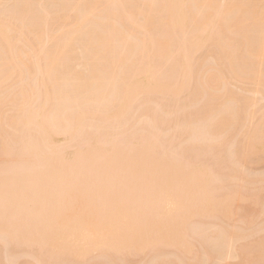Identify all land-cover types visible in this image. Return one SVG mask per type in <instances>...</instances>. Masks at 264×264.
Returning <instances> with one entry per match:
<instances>
[{"label": "bare ground", "instance_id": "6f19581e", "mask_svg": "<svg viewBox=\"0 0 264 264\" xmlns=\"http://www.w3.org/2000/svg\"><path fill=\"white\" fill-rule=\"evenodd\" d=\"M5 1L21 5L8 3V7ZM5 1L0 0V5L8 7L2 10L0 6V238L14 246L12 255L21 247L31 249L16 255L19 259L20 254L32 253L29 258L34 259L21 264H58V260L66 264L87 260L91 264L92 260L94 264L93 253H101V259L108 254L116 256L121 260L112 257L116 264H123L121 256L132 254L128 262L135 264L133 253L137 251L144 249L142 257L146 258V248L164 253L172 247L185 252L190 264H200L203 250L191 245L195 240L189 241L201 234L202 225L195 224L196 217L218 219L220 215L221 219L230 213L240 220L237 227L249 226L252 201L260 204L254 211L264 210V196L260 201L256 188L249 210L240 211L239 206L240 214L232 212L233 200L250 180L242 174H246L245 164L264 151V113L258 123L248 124L256 110L264 108L260 101L264 100V0L51 1L56 9L48 3L46 8L42 0ZM13 5L16 11H12ZM51 19L56 26L51 27ZM203 51H208V57L203 54L196 59ZM230 79L249 83L253 89L246 91L247 96L241 92L242 98L229 87ZM193 84L197 87L192 88ZM250 91L256 96L262 93L263 98L256 101ZM164 98L173 99L174 106L169 103L173 115L165 101L168 110H160ZM195 99L204 105L196 106ZM175 112L179 115L174 122L171 116ZM239 123L243 125L238 128L239 137L243 138L230 142L236 145H232L235 153L227 152L231 156L225 157H230L229 161L233 157L235 162L227 167L228 161L225 164L219 156L225 145L223 133L236 129ZM202 127L207 129L203 137ZM200 148L216 151L221 160L217 157L214 164L210 159L200 160ZM260 155L259 159H264ZM165 170L173 172L167 175ZM238 180L246 181L245 186ZM191 218L190 223L197 227H188ZM213 224V228L218 226ZM233 224H224L235 226L231 233L229 229L224 233L226 228L219 224L224 232L218 227L210 234L222 232L223 239L226 235L234 238L228 240L231 246L251 237L244 233L253 222L246 231H242L245 225L236 230ZM188 229H192L190 235L199 234L190 237ZM233 230L243 232L242 238L237 234L236 242ZM262 234L256 244H251L254 240L246 242L253 245L251 250L242 243L245 251L260 252L253 254L257 259L252 252L251 257L249 252L241 253L245 252L241 243L233 244L236 252L241 246L239 255L235 254L243 264L260 263ZM199 240L205 246L206 242ZM217 244L218 249L222 247L219 241ZM10 246L4 249L8 255ZM231 249L229 255L235 252ZM197 252L200 257L196 259ZM163 253L158 257H167ZM170 253L168 257L173 256ZM177 253L179 260L182 255ZM205 253L204 262L209 254L214 258ZM240 254H246L244 261ZM12 255L14 262L11 258L6 261L18 264ZM179 261L188 264L182 257ZM0 262L4 264L2 259Z\"/></svg>", "mask_w": 264, "mask_h": 264}, {"label": "rangeland", "instance_id": "374dc122", "mask_svg": "<svg viewBox=\"0 0 264 264\" xmlns=\"http://www.w3.org/2000/svg\"><path fill=\"white\" fill-rule=\"evenodd\" d=\"M4 1H5V0H4ZM16 1H18V0H16ZM19 1H20V0H19ZM21 1H22V0H21ZM21 1H20V3H21ZM42 1H43V2L46 1L44 5H46V4L48 3V6H50V5L52 4L51 7H54V6H53L54 3L49 4L51 1H54V0H49L48 2H47V0H42ZM22 2H23V1H22ZM3 3H4V2H3ZM5 3L8 5V7H10L9 4H10V5H11L12 3L14 4L15 1L12 2V3L5 1ZM5 3L2 4L3 6L0 5V6H2L1 8H4V9H2V10H6V9L8 8V7H6V4H5ZM8 3H9V4H8ZM18 4H19V3H17V4L15 3V5H18ZM22 4H23V3H22ZM37 4H38V5L40 4V5H39L40 7L38 6V9H39V8L41 9V6H43V5H41V2H37ZM37 4H35V5L33 4V5H32L33 8H34V7L37 8V7H36ZM4 5H5V7H4ZM19 5H21V4H19ZM13 6H14V5H13ZM14 7H15V8H14ZM14 7H13L14 10H12V11H16V10H17V9H16V6H14ZM18 7H19V6H18ZM51 7H50V9H51ZM1 8H0V9H1ZM46 8H47V5H46ZM54 8H55V7H54ZM10 9H11V8H10ZM10 9H8V10L10 11ZM15 9H16V10H15ZM38 9H34V10H37V11H38ZM40 9H39V10H40ZM42 9H44V7H43ZM42 9H41V10H42ZM50 9H49V10H50ZM55 9H56V8H55ZM2 10H1V11H2ZM8 10H7V11H8ZM32 10H33V9H32ZM53 10H54V9H53ZM1 11H0V12H1ZM2 12H3V11H2ZM35 12H36V11H35ZM42 12H44V11L42 10ZM36 13H37V12H36ZM54 20H55V19H54ZM52 22L55 23V21H52V19H51V24H52ZM54 25H55V24H52L51 27L54 26ZM55 26H56V25H55ZM53 28H54V27H53ZM206 50H207V49H204V51H206ZM204 51L201 52V54L199 53L198 56L196 55V59H198L199 57H201V55L204 56L203 54L208 53V51H207L206 53H204ZM207 55H208V54H206L205 56L208 57ZM202 58H203V57H202ZM210 61H211V60H210ZM212 63H214V61H213ZM208 64H209V63H208ZM231 82H232L233 84L236 83V85H233ZM229 83H230V84H229L230 86H229V85H228V86L231 87V88H234V89L236 90V92L238 91L237 94H239V96L242 95V94H240L241 92L244 94V93H246L247 90L249 91L250 88H251V87H250L251 84L249 85V83H246V84H247V85H246V84H244L243 82H237V81H234V79H232V80L230 79V82H229ZM240 83H241V84H240ZM231 84H232L233 86H232ZM194 87L196 88V87H197V84H196L195 86H194V84H193V85H192V88H194ZM229 87H228V88H229ZM235 87H236V88H235ZM237 87H238V89H237ZM248 87H249V89H248ZM231 88H230V89H231ZM241 88H242V89H241ZM234 89H233V90H234ZM244 89H246V90H244ZM251 89H253V87H252ZM235 90H234L233 92H235ZM240 90H241V91H240ZM242 90H243V91H242ZM250 92H251V91H250ZM248 93H249V92H248ZM237 94H236V95H237ZM248 95H250V94H248ZM251 95L254 96V98H255L256 101H259L260 99L263 98V97L260 98V97H261L260 95H262V93H261V94L258 93V96H256V94L254 95V94H252V92H251ZM239 96H238V97H239ZM243 96H244V95H242V98H243ZM246 96H247V93H246ZM262 96H263V95H262ZM258 97H259L260 99H259ZM159 100H160V99H159ZM159 100H158V102H157L158 104L160 103V101H162V104L160 103V104H161V106H160V110H163L161 107L164 108L163 101H165L164 104H166V106L168 107V109H169V111H170V115H173V112H171V110H172V106H171V104H169L170 102H172V105L174 106V101H173V99L171 100V99L168 98V100H167V98H164L163 100H162V99H161L160 101H159ZM196 100H197V99L194 100V101H195L194 104L196 103ZM260 101L263 102L264 100L262 99V100H260ZM157 103H156V102H152V105H153V104H157ZM197 103H198V104H197ZM197 103L195 104L196 106H197V105L199 106V105H201V104L204 105L203 102H200V103H199V102L197 101ZM260 103H261V102H260ZM260 103H257V104H260ZM175 104H176V103H175ZM262 104H264V102H263ZM152 105H151V106H152ZM195 105H194V106H195ZM153 106H155V105H153ZM166 106H165L164 109L167 108ZM194 106L192 107V109H195L196 106H195V107H194ZM263 106H264V105H262V107H263ZM156 107L158 108L159 105H156ZM258 107H259V105H257L255 108H258ZM260 107H261V106H260ZM260 107H259V109H260ZM153 108H154V107H153ZM255 108H254V110H255ZM168 109H166V110H168ZM257 110H258V109H257ZM257 110H256V112L254 111V112H255V114H253L254 116L252 115V116L255 117V118H252L251 121L249 120V122H248V120L246 121V122H248V124L251 122L252 124L255 125V122L258 123V122L260 121V118L262 117L261 114L264 113V111H262V110H264V108H263V109L261 108V111H260V112H258L259 110H258V111H257ZM157 111H158V110H157ZM257 112H258V113H257ZM158 113H160V112L158 111ZM136 114H137V113H135V116H136ZM161 114H162V116H163V113H161ZM165 114H166V113H164V115H165ZM137 115H139V114H137ZM178 115H179V114H177V113L175 112L174 116H171V117H172L171 119H173V121H174V120L176 121V120H177L176 117L178 118ZM259 115H260L261 117H260ZM135 116H134V117H135ZM134 117H133V119H134ZM136 118H137V117H136ZM136 118H135V119H136ZM135 119H134V120H135ZM138 119H140V118H138ZM244 120H245V119H244ZM136 121H137V119H136ZM173 121H172V122H173ZM175 121H174V122H175ZM131 122H132V124H133V122L135 123V121H133V120H131ZM131 122H130V124H131ZM174 122H173V123H174ZM242 122H243V120L241 121V123H242ZM136 123H137V122H136ZM138 123H139V120H138ZM244 123H245V122H244ZM257 123H256V124H257ZM139 124H140V123H139ZM139 124H138V125H139ZM141 124H142V123H141ZM171 124H172V123H171ZM242 124H243V123H242ZM242 124H241V125H240V123L237 124V126H236L235 128L238 130V128H240V127L243 126ZM254 125H253V126H254ZM130 126H131V125H129L128 128H129ZM139 126L141 127V125H139ZM238 126H239V127H238ZM135 127H137V126H135ZM135 127H134V128H135ZM137 128H138V127H137ZM206 128L209 129V127H206ZM165 129H166V128H165ZM236 129H233V130H232L234 133H233L232 131H230V132H228V133H227V132L223 133V134H224L223 136L225 137L224 139H225V141H226V142L224 141L226 147H225V145H224V148H223L222 145H221V148H223L225 152L223 151V149L220 148L221 151H220V150H219V151H220V153H221V152L223 153L222 156H224V157L221 156L222 153H221V154L219 153V154H220L219 156L221 157V159L224 158V159H223L224 163H225V161H228V162H226L227 164L225 163L227 167H230V166H231L230 163L232 164V162L234 161V160H233V157L231 158L232 161H231V160L229 161L230 157H229V158H228V157H225V156H227V155H228V156H231L230 154H227V152H228V153H229V152L232 153L231 151H233V152L235 153V151H234L232 145L234 144L235 141L238 143L239 140H242V138H243L242 135H240L241 138L239 137V134H241V133H240V129H242V128H240V129L238 130L239 133H238V131H237ZM263 129H264V128H263ZM263 129H262V132H263ZM129 130H131V129H129ZM201 130H203V134L200 133V135L203 137V135L205 134V131H206L207 129H205V127H202ZM134 131L136 132L137 130H134ZM134 131H133V132H134ZM190 131H191V130H190ZM235 131H236V133H235ZM201 132H202V131H201ZM231 132H232L233 134H232ZM129 133H130V132H129ZM139 133H140V132H139ZM208 133H209V135H211V137H213L212 134H210L209 130H208ZM208 133H207L206 135L209 137ZM229 133H230V134H229ZM237 133H238V135H237ZM190 134L192 135L191 132H190ZM196 134H197V133H196ZM198 134H199V133H198ZM227 134H228V135H227ZM193 135H195V134L193 133ZM193 135H192V136H193ZM230 135H231V137H229ZM235 135H236V136H235ZM186 136H187V135H186ZM195 136H196V135H195ZM195 136H194V137H195ZM223 136H222V137H223ZM263 136H264V134H263ZM188 137H189V136H188ZM227 137H228V138H227ZM235 137H236V138H235ZM184 138H185V136H184ZM220 138H221V137H220ZM226 138H227V139H226ZM231 138H232V139H231ZM182 139H183V137H182ZM182 139L178 140V141H177V144H179L180 141H181ZM224 139H223V140H224ZM230 139H231L232 141H231ZM233 139H234V140H233ZM235 139H236V140H235ZM238 139H239V140H238ZM221 141H222V139H221ZM212 142H214V141H212ZM230 142H233V144H230ZM236 142H235V143H236ZM177 144H176V145H177ZM230 145H231L232 148H230ZM237 145H238V144H237ZM233 146H234V145H233ZM229 148H230L231 150H230ZM234 148H236V145L234 146ZM201 149L203 150L204 148H200V149H198V150H200V156H199L198 158H199L200 160H209V159H210L209 161L211 162V160H212L211 163L214 164L215 159L218 157L217 154H215L216 151H214L215 153H213V152H212L213 150L207 151L208 148H207V149L205 148L206 152H205L204 150L201 152ZM208 150H209V149H208ZM229 150H230V151H229ZM68 151H69V149L67 150V153L70 154L71 151H70V152H68ZM262 152H263V153H262ZM194 153H195V152H194ZM198 153H199V151H198ZM202 153H203V154H202ZM224 153H225V154H224ZM259 153H260V151H259ZM259 153H258V154H254V155L252 156V157H254V156L256 155L255 157H256V158L258 157L257 160L254 158V160L249 161L248 164H245L246 170H245L244 172H246V174H245V173H242V174H243L244 177H245V175L248 176V178L246 177L247 179L245 178L246 181H248V179H250V180H249V182H246V181L243 180L244 183L246 182V183H245L246 187H244L245 189L243 188V190H241V192H240L241 196H240V194H239V195L236 197V200H235V199L233 200V201H234V204H235V203H236V204L233 205L234 207L232 206V209L235 208V210L233 209V211H232V209H231V211H232L233 213H234V211H237V213H238L239 210H240V211L243 210V209H244V210H249V208H247V207H250V206L252 205V203H253L252 206L254 207V209H253L252 206L250 207V208H251V209H250V213H251V215H249V216H250L251 224H252V222H253L252 225L250 224L252 227L249 225L252 229H251V228L248 229L249 226H247V223H246V225H245V223H244L245 227H243V228H246V227H247V228L244 229V230H242V231H246V230L248 229V232L244 233V234H247V235H244V237H245V236H249V235L251 234V237L254 238V239H251V237H248V238L246 239V237H245V239H246V240L244 239L245 242L242 241V240L240 241L239 238H240V236H241V238H242V236H243L242 233H243V232L241 233L240 230H239L240 232H238V231L234 232V230H233V232L236 234V238H235L236 240H235L234 242H236L237 239H238L239 241H237L236 243H232V246H231L230 241L233 242L234 238H233V240H232V238H228L227 235L224 236V233H227L226 231H227L228 229H229L228 232L231 233L230 231H231L232 229H234L235 226H234V228H233V226H232V228H227V227H225V225H226V224H227V225H231L232 223H234L233 225H236V230H238V228H240V227H241V229H242V226H244V225L242 224V226H238V227H237V225H240V224H241V223H239L240 220H238V219H234V218H235L234 215H231L229 212H228L229 214L227 213L228 215H225L226 217H224V215H223L224 218L222 217L221 219H219V218L221 217L219 214H218L219 216H217L216 214H214V215H216V216L218 217V219H217V218H213V217L210 219V216H207V215H203V216L205 217V218H204V217H202V216L200 215L199 218L196 217V223H195V217L193 218L194 220L191 218L190 221L188 222V223L190 224V225L188 224V227L191 228L190 226L195 227L196 225H199V224L202 225V226H200V227L198 226L199 229H200L199 232H200L202 235L199 234V233H198V234H199V235H198V234L196 233L199 237L201 236V237L199 238L197 235H196V236H197V237H196L195 234L192 233V234L194 235V237H196V239H195V238H194V239H193V238H192V239L189 238V239H190V240H189V241H190V244H191V240H195V241H192V243H194V244H191V245H193V246L196 245V246H194V248L197 247V250H200V251L203 250V252H202L203 255H201V257H202L203 260L206 259L205 256H204V253H205L204 251H207V250H204V249H205V248H204L205 246L207 247L206 249H208V251H207L206 253H208V254H209V253H212V257H214V258H211V257L209 256L210 254L207 256V254L205 253L206 256H207V260H205V262H204L202 259H198V262H199L200 260H201V262H202V263H200V264H207L208 262H209V264H210V262L213 263L215 260L217 261V263H215V262H216V261H215L214 264H221V263H222V264H223V263H225V264H226V263H227V264H231V262H232V264H236V263H238L237 261H238L239 259L237 258V256L239 255V252L241 251V249L244 248V251H245V247H246V248H247L246 250H248V249L251 250V248L253 247V245L256 244L258 241L261 240V234L263 233L262 236L264 235V229H263V228H264V227H263V226H264V225H263V224H264V216H262V213H264V210H261V211H259V212H258V211H257V212L254 211L255 209L258 210V207L260 206V204H259V202H258L259 206H258V205L256 206V205H255V202H253L254 200H253L252 203H251V200L253 199L254 195H256V194H253V193L255 192V189H256V188H257L256 191L259 190V191H257V192H260V193L257 194V196L260 195V197H262V199H261L260 201H263V196H264V189H263V188H264V159H263V158H262V159H261V158L259 159V155H260V154H261L260 156L264 157V155H263V154H264V151H261L260 154H259ZM195 154H196V153H195ZM201 154H202V155H201ZM203 155H204V156H203ZM209 155L211 156V158H210V157H207V156H209ZM215 155H216V156H215ZM196 156H198V155H196ZM201 156H202V157H201ZM200 157H201V158H200ZM234 157H235V154H234ZM203 158H204V159H203ZM205 158H207V159H205ZM218 158H219V157H218ZM225 158H226V160H225ZM227 158H228V159H227ZM235 158H236V157H235ZM219 159H220V158H219ZM221 159H220V160H221ZM258 159H259V160H258ZM220 160H219V161H220ZM209 161H208V163H209ZM216 161H218V160H216ZM219 161H218V162H219ZM202 162H203V161H202ZM234 162H235V161H234ZM250 162H252V165H251ZM205 163H207V162L205 161ZM211 163H209V164H211ZM215 163H217V162H215ZM209 164H208V165H209ZM228 164H229L230 166H228ZM217 165H218V164H217ZM232 166H233V165H232ZM249 166H250V167H249ZM215 167H217V166H215ZM236 167H237V166H236ZM238 168H239V167H238ZM247 168H248V170H247ZM251 168H252V169H251ZM239 169H240V168H239ZM241 169H242V168H241ZM225 170H227V168H225ZM225 170H224V171H225ZM242 170H243V169H242ZM242 170H240V172H241ZM250 170H252V171H250ZM224 171H223V172H224ZM227 171H228V170H227ZM227 171H225V172H227ZM253 171H254V172H253ZM172 172H173V171L168 172V170H165L164 173H168L167 175H170ZM228 172H229V171H228ZM256 172H257V173H256ZM260 172H262L263 174L260 173ZM253 173H254V175H253ZM251 174H252V175H251ZM250 175H251V176H250ZM262 175H263V176H262ZM257 176H258V178H257ZM260 177H261V178H260ZM253 178H254V179H253ZM259 178H260V179H259ZM256 179H258V180H256ZM231 180L233 181V179H231ZM253 180H254V181H253ZM232 181L229 180L230 183H231ZM238 181H240V180H238ZM243 181L241 180V181L239 182V185H241V184H240L241 182H242V185H243ZM250 181H251V182H250ZM257 181H258V182H257ZM261 181H262V182H261ZM227 182H228V180H227ZM233 182H234V181H233ZM233 182H232V183H233ZM235 182H236V180H235ZM256 182H257V183H256ZM232 183H231V184H232ZM237 183H238V182H237ZM235 184H236V183H235ZM245 185H243V186H245ZM241 188H242V187H241ZM260 188H262V189H260ZM251 189L254 190V191H252ZM251 191H252V192H251ZM251 193H252V194H251ZM261 193H262V194H261ZM242 194H243V195H242ZM249 194H250V195H249ZM248 195H249L250 197H248ZM251 195H253V197H252ZM239 197H240V198L244 197V198H242V199L239 200ZM255 198H256V196H255ZM255 198H254V199H255ZM232 203H233V202H232ZM263 203H264V202L261 203V207H262V205L264 206ZM248 204H249V205L251 204V205H250V206H247ZM195 206H196V205H195ZM239 206H240L241 209L239 208ZM237 207L239 208V210L237 209ZM242 208H243V209H242ZM236 209H237V210H236ZM261 209H263V208H261ZM252 210H253V211H252ZM231 211H230V212H231ZM251 211H252V212H251ZM242 212H243V211H242ZM255 212H256V213H255ZM240 213H241V212H239L238 214H240ZM253 213L255 214V216L258 215V213H260L261 216H260V217H258V216H257V217H254ZM235 214H236V213H235ZM241 215H242V214H241ZM241 215H240V216H241ZM263 215H264V214H263ZM194 216H195V215H194ZM197 216H198V215H197ZM212 216H213V215H212ZM216 216H215V217H216ZM231 216H232V217H231ZM235 216H237V215H235ZM201 217H202V218H201ZM237 217H238V216H237ZM262 217H263V218H262ZM200 218H201V220L204 218V220L209 221V222H206V221H204V220H203V221H204V222H203V221L200 220ZM206 218H207V219H206ZM213 219H214V220H213ZM240 219H241V218H240ZM245 219H246V217H245ZM247 219H249V217H247ZM191 220H193V222H194L196 225H194V223L191 224V223H190ZM199 220H200V221H199ZM218 220H219L220 222H219ZM221 220H222V221H221ZM227 220H228V223H227ZM237 220H238V222H237ZM232 221H234V222H232ZM242 221L244 222L245 220H242ZM211 222H212V223H211ZM229 222H230V223H229ZM207 223H208V228H209V229L207 228ZM213 223L218 224V226L213 228L212 226H213V225L215 226V224H213ZM221 223H222V224H221ZM259 223H260V224H259ZM261 223H262V224H261ZM210 224H211V225H210ZM219 224H220L221 227H222V225L225 224V225H224V228H226V229H225V232H224V229H223V228H220V227H219ZM203 226H204V227H203ZM196 227H197V226H196ZM218 227L221 229L222 232H224V233H223L224 239H223V237L221 236V235H222V234H221L222 232H221L219 229H216V230L220 231L221 233H220V232H218V233H220L221 235H220V234H217V236H216V235H215V231H214V233L212 232V234H210L211 230H215V228H218ZM229 227H231V226H229ZM260 227H262V228H260ZM204 228H205V229H204ZM210 228H211V229H210ZM194 229H195V228H194ZM196 229H197V228H196ZM203 229H204V231H205L206 234L203 232ZM206 229H207V232H206ZM190 230H192V229H188V234H189V235H190V232H189ZM197 230H198V229H197ZM197 230H196V231H197ZM209 230H210V231H209ZM250 230H251V231H250ZM253 230H254V231H253ZM260 230H261V231H260ZM193 231H194V230H193ZM249 231H250V232H249ZM252 231H253V232H252ZM191 232H192V231H191ZM197 232H198V231H197ZM208 232H209V233H208ZM254 232H255V233H254ZM238 233H240L241 235L238 234ZM259 233H260V237L257 236ZM192 234H191V235H192ZM203 234H205V235H203ZM208 234H210V236H209ZM237 234L240 235V236H238ZM191 235H190V237H193V235H192V236H191ZM206 235H207L208 237H207ZM204 236H205V238H203ZM211 236H212V237L215 236V237H213L214 239H212L213 242H212V240H211V238H212ZM219 236H221L222 238L219 237ZM186 237L188 238L187 235H186ZM232 237H234V236H232ZM217 238H218V241H219V245L221 244L220 246H222V247L219 246V247H220L219 249L217 248V247H218V244H217V243H218ZM249 238H250V239H249ZM257 238H258V239L260 238V239L258 240ZM263 238H264V236L262 237V239H263ZM1 239H2V238H0V240H1ZM199 239H202L203 242H206V243H205V246H204V244H201V242H200ZM203 239H204V240H203ZM206 239H207V240H206ZM222 239H223V241H222ZM248 239H249V240H248ZM197 240H198V241H197ZM205 240H206V241H205ZM228 240H230V241H228ZM253 240H254V242H255V241H256V242H255V243L252 242L251 244H253V245H252V246H251V245L249 246V244H247V243H248L249 241L251 242V241H253ZM1 241L4 243V245L2 244ZM1 241H0V242H1L0 244H1L3 247L0 245V248L2 247V249H0V250H1L2 256H4V257L1 256L0 259H2V261H3L2 263H4L6 260H8V258H11L10 256L13 254V250H12L13 248H12V247H14V246L11 247V246H10V244H11L10 242H9V243H10L9 245H6V244H8V243H6V241L3 240V239H2ZM221 241H222V242H221ZM225 241H226V242H225ZM196 242H197V243H196ZM203 242H202V243H203ZM228 242H229V243H228ZM246 242H247V243H246ZM195 243H196V244H195ZM207 243H208V244H207ZM213 243H214V244H213ZM222 243H223V244H222ZM224 243H225V244H224ZM227 243H228V244H227ZM240 243H241V245H242V243H243V245H244V243H245L246 245H245V247L242 245V248H241V249H240L241 246L239 245L240 247H237V248H236V250H237L238 252H236V251H235V247H236V245L238 246V244H240ZM197 244H198V246H197ZM211 244H212L213 246H212ZM216 244H217V245H216ZM233 244H236V245L234 246ZM5 245H6V247H7V246H10V247H11V248H10V251H9V253L11 252V253L9 254L10 256L7 254L8 252L6 253V251L4 250V249H7L6 247L4 248ZM12 245H13V244H12ZM207 245H208L210 248H209ZM226 245H228V246L230 245V247L228 248V246H226ZM247 245H248V246H247ZM199 246H200V247H199ZM211 246H212V247H211ZM216 246H217V247H216ZM198 247H199V248H198ZM224 247H225V248H224ZM226 247H227V249H226ZM256 247H257V245H256ZM256 247H254V248H256ZM24 248H25V247H21V248H20L21 250L19 249V251H17V253L19 254L21 251L25 252L27 249H29V248H26L25 250H23ZM194 248H193V249H194ZM231 248H232L233 250H232ZM8 249H9V247H8ZM8 249H7V250H8ZM14 249H15V248H14ZM172 249H175V248L172 247V248H168V249L166 248V249H164V253L167 255V257L165 256V257H166V258H165V257H162V256H159V257H158V253H159V252H160L159 255H162V253H163L162 250L160 251V249H159V252L157 253L155 250H151V249H150V251H149V248H146L145 251H148V253H149V254H147V252H144V253H143L144 256H145V254H146V256H145L146 258H143V257H142V252L144 251V249H143L142 252L137 251V254L133 253V256H135V257H133V258H136L135 260L133 259V261L135 262V264H138V263L140 262V259H142V263H140V264H145V263H146V264H153V263L156 261L155 259H158V258H159V259H158V260H159V261H158L159 264L162 263L163 261H164V263H162V264H170V263H171V264H173V263H174V264H177V262H178V264H180V263H179V262H180L179 260H181V257H182L183 260L185 259V260L188 262V258L185 257V255H186L185 252H184V253H183V252L181 253V251H179L178 249H175V250H172ZM193 249H192V250H193ZM209 249H211V250L213 249V250L211 251V250H209ZM214 249H215V250H214ZM220 249H222V250H221L222 252H225V251H226V252H225V255H224V253H223V255H224V259H223V257H222V256H223V255H222V252L218 251V250H220ZM230 249H231V251H235L234 253L231 254L233 257H232L231 255H229V253H228V250L230 251ZM238 249H239L240 251H239ZM16 250H17V249H16ZM16 250H14V252H15ZM157 250H158V249H157ZM261 250H262V249H260V251H261ZM27 251L31 252V249H29V250H27ZM32 251H33V254H34V255L36 254L35 256H37L36 251H35V252H34V250H32ZM154 251H155V252H154ZM193 251H194V250H193ZM200 251H199V252H200ZM4 252H5V253H4ZM169 252H171L170 255H173V256H171V257H173V258H172L173 263H172L171 260H170L171 257H170V256H169L170 258L168 257V254H167V253H169ZM177 252H179V253L182 255V256H180V259H179V260L176 259V258L179 257V256H177V255H178ZM186 252H187V251H186ZM195 252H196V250H195ZM195 252H193L192 254H193V255L196 254ZM199 252H197V253L199 254ZM246 252H247V251H245V252H242V251H241V253H246ZM248 252H249V255H250V257H251V252H252V251H251V252L248 251ZM248 252H247V253H248ZM1 253H0V254H1ZM15 253H16V252H15ZM25 253H27V252H25ZM25 253H24V257L26 256V258H27V257L29 258V255H30V254L28 253V255H27V254H25ZM97 253H98V252H97ZM140 253H141V254H140ZM155 253H156V256H155ZM164 253H163V254H164ZM189 253H190V252H188L187 255H188V257L191 259L193 256H190L191 253H190V254H189ZM202 253H201V254H202ZM218 253L221 254V257H222V258L219 257L220 255H219ZM226 253H227V256H226ZM235 253H237L238 255L235 254ZM259 253H260V252H258V251L255 250V251L252 252V256L255 257V258L257 259V257H259V256L256 257V256H254V255H255V254H256V255H259ZM262 253H263V252H262ZM262 253H261V255H260V258H258V259H260V263L257 262V264H263L264 253H263V254H262ZM18 254H14V255H12L13 258H14V256H15L16 259H18L17 256H16V255H18ZM95 254H96V253H95ZM95 254L93 253V258H92L93 261L95 260V261H94V262H95L94 264H96V263H97V264H107V263H108V264H116L115 261H117V262H118V261H119V262L121 261V260H119L118 258H116V256H114V257L112 256V257L115 259V261L112 262V259H113V258H112V257L110 258V257H109V256H110L109 254H108V255H107V254H103V255H107V256H106L107 258L103 256L102 259H101V256H102L101 253H100V254L98 253V254H96V255H95ZM139 254H140V256H139ZM151 254H152V255H151ZM253 254H254V255H253ZM6 255H7L8 257H6ZM20 255H21L22 259H21V257H19L20 260L18 259V264H21V261H22V262H25V260H26V261H28V260L30 261V260L32 259V258H31V259H30V258H29V259H26V258H24V257L22 256L23 254H20ZM131 255H132V254H131ZM131 255H126V256H123V257L121 256V257H120V259L122 258L123 264H131V263L134 264L133 262H131V263L128 262L129 257H130V260H129V261H131V257H132ZM136 255H137V256H136ZM228 255H229V256H228ZM235 255H236V256H235ZM240 255H243V256H241V257H243V258H241L242 260L246 257V254H240ZM244 255H245V256H244ZM249 255H248V256H249ZM94 256H95V257H94ZM128 256H129V257H128ZM153 256L155 257V259H154ZM198 256L200 257V254L195 256L196 259H197ZM216 256H218V260H217V257H216ZM248 256H247V257H248ZM30 257H32V253H31ZM91 257H92V256L90 255L87 259H89V258L91 259ZM141 257H142V258H141ZM156 257H157V258H156ZM161 257H162V258H161ZM195 257H194V258H195ZM208 257H210L212 261H211V260L208 261V260H209ZM227 257H230V260H229ZM238 257H239V256H238ZM6 258H7V259H6ZM94 258H95V259H94ZM103 258H104V260H103ZM164 258H165V260H163ZM219 258H220V259H219ZM248 258H249V257H248ZM255 258H253V260H254ZM4 259H5V261H4ZM33 259H34V258H33ZM33 259H32V260H33ZM152 259H153V260H152ZM160 259H161V260H160ZM221 259H222V260H225V262L222 261ZM231 259H232V261H231ZM233 259H234L236 262H235ZM256 259H255L254 261H257ZM9 260L11 261L12 258L9 259ZM14 260H15V259H14ZM35 260H36V259H35ZM42 260H43V259H42ZM105 260H107V261H106L107 263H105ZM110 260H111V261H110ZM143 260H144V261H143ZM168 260H170V262H169ZM176 260H178V261L176 262ZM192 260H193V258H192ZM220 260H221V261H220ZM227 260H228V261H227ZM253 260H252V261H253ZM29 261H28V262H29ZM36 261H37V260H36ZM43 261H46V260L44 259ZM58 261H60V262H58V264H60L61 262H62V264H66V263L63 262L62 260H58ZM87 261H89V260H87ZM87 261H85L86 264H89V263H87ZM96 261H97V262H96ZM109 261H110V262H109ZM167 261H168V262H167ZM186 261H184V262L181 261V262L185 263ZM193 261H195V260H193ZM207 261H208V262H207ZM239 261H241V260H239ZM243 261H244V260H243ZM6 262H7V263H4V264H8V261H6ZM12 262H14V261L12 260ZM46 262H47V261H46ZM85 262H83V264H84ZM114 262H115V263H114ZM125 262H126V263H125ZM136 262H137V263H136ZM158 262L156 261L154 264H157ZM166 262H167V263H166ZM187 262H186V263H187ZM196 262H197V260H196ZM203 262H204V263H203ZM233 262H234V263H233ZM0 263H1V262H0ZM26 263H27V262H26ZM30 263H32V262H30ZM34 263H35V261H33L32 264H34ZM43 263H45V262H43ZM43 263H42V264H43ZM49 263H50V262H49ZM90 263H91V264L93 263L92 260H91ZM190 263H192V261L190 262V260H189L188 264H190ZM212 263H211V264H212ZM244 263H245V262H244ZM254 263H256V262H254ZM254 263L251 262V264H254ZM9 264H11V262H9ZM15 264H17V263L15 262ZM27 264H28V263H27ZM35 264H41V263L36 262ZM46 264H48V262H47ZM50 264H51V263H50ZM53 264H55V263H53ZM81 264H82V263H81ZM118 264H119V263H118ZM193 264H196V263L194 262ZM239 264H243L242 261L239 262ZM247 264H248V263H247ZM249 264H250V262H249Z\"/></svg>", "mask_w": 264, "mask_h": 264}]
</instances>
